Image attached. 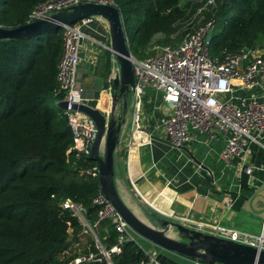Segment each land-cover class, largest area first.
<instances>
[{
  "label": "trees",
  "instance_id": "trees-1",
  "mask_svg": "<svg viewBox=\"0 0 264 264\" xmlns=\"http://www.w3.org/2000/svg\"><path fill=\"white\" fill-rule=\"evenodd\" d=\"M45 1L0 0V27L25 24L33 8ZM109 1L118 10L129 54L141 60L155 34L163 39L152 45L180 43L186 34L179 32L180 24L208 0ZM207 8L201 25L213 24L211 59L264 48V0H213ZM62 33L59 28L28 39L0 41V264H69L77 255L71 244L81 238L90 239L85 253H96L76 217L61 208L65 200L81 207L102 249L117 245L110 264H138L146 257L134 240L118 244L110 222H97L99 208L92 203L99 189L97 177L86 173L96 165L72 149L71 131L51 106L63 95L55 80ZM172 34L174 41L169 39ZM103 56L106 88L111 55L104 50Z\"/></svg>",
  "mask_w": 264,
  "mask_h": 264
},
{
  "label": "built area",
  "instance_id": "built-area-1",
  "mask_svg": "<svg viewBox=\"0 0 264 264\" xmlns=\"http://www.w3.org/2000/svg\"><path fill=\"white\" fill-rule=\"evenodd\" d=\"M85 3L112 5L109 0H46L33 8L26 23ZM206 4L213 6V0H208ZM96 19H83L62 27V51L55 76L59 91L63 94L57 102L66 104L65 110H59V113L71 131L72 149L85 156H88L94 140L95 126L87 116L71 110V106L87 105L84 91L77 83V48L79 41L85 37L82 28ZM212 29V22L206 21L175 46L152 45L143 59L131 58L134 77L132 127L135 133H142L137 112L143 90L150 87L160 93L162 103L167 108V113L160 117L157 124L167 142L181 148L195 141L197 135L211 139L221 135L224 137V147L219 159L227 163L233 157L244 155L247 144H258L264 136V90L253 93L264 84V48L243 49L235 55L213 60L208 56L209 42L205 39ZM103 49L107 50V45ZM250 171L249 166L244 168L245 174L249 175ZM86 173L97 177L96 167ZM92 203L99 208L97 222H110L118 234V244L131 240L127 227L100 189ZM60 206L76 217L82 226V233L90 236L97 250L96 253L77 254L69 264L102 261L110 264L109 257L118 252L117 245L107 251L102 249L92 227L84 220L81 207L69 200ZM189 229L203 233L202 225L198 223ZM208 235L264 251V216L258 235L219 225L213 226ZM145 257L138 264H159L153 252L145 253Z\"/></svg>",
  "mask_w": 264,
  "mask_h": 264
},
{
  "label": "crops",
  "instance_id": "crops-1",
  "mask_svg": "<svg viewBox=\"0 0 264 264\" xmlns=\"http://www.w3.org/2000/svg\"><path fill=\"white\" fill-rule=\"evenodd\" d=\"M103 25L96 19L82 28L85 37L78 44L76 67L87 105L94 102L92 108L106 113L112 92L102 81L103 46L107 45ZM261 89L264 84L253 93ZM166 113L160 93L147 87L137 112L142 133H135L132 124L128 129L123 124L112 163L113 187L121 203L141 223L156 230L167 221L186 228L201 224L205 234L216 225L259 233L264 216V136L258 144H247L244 155L226 163L219 159L224 147L221 135L213 139L197 135L181 148L163 143L167 141L157 124ZM246 166L249 175L244 173ZM129 237L145 253L153 252L159 264H203Z\"/></svg>",
  "mask_w": 264,
  "mask_h": 264
},
{
  "label": "water",
  "instance_id": "water-1",
  "mask_svg": "<svg viewBox=\"0 0 264 264\" xmlns=\"http://www.w3.org/2000/svg\"><path fill=\"white\" fill-rule=\"evenodd\" d=\"M88 18H97L105 23L108 35L107 51L116 63L118 71L117 74L110 75L112 96L107 116L104 115L106 113H101L87 105H73L71 110L84 114L95 126V137L87 158L96 165L98 186L105 199L129 231L155 247L206 264H264V251H258L246 245L222 240L167 221L161 222L162 231L150 228L136 219L118 199L113 187L112 163L113 151L118 143L122 120L114 118L113 106L120 98L122 99V108L125 107L124 98L127 93L133 91L134 77L131 56L116 7L88 3L71 6L51 14L45 19L25 23L15 28L0 27V41L32 38ZM205 39L209 42L211 35H206ZM55 107L58 110H65L66 104L57 102ZM151 139L158 140L157 138ZM163 143L170 145L169 142ZM172 228L186 242H180L168 236Z\"/></svg>",
  "mask_w": 264,
  "mask_h": 264
},
{
  "label": "rangeland",
  "instance_id": "rangeland-1",
  "mask_svg": "<svg viewBox=\"0 0 264 264\" xmlns=\"http://www.w3.org/2000/svg\"><path fill=\"white\" fill-rule=\"evenodd\" d=\"M193 3H196V4L198 3L199 4V1H195ZM204 11H207V12L209 11V9L207 8V4L206 3L202 4L200 7L196 8L194 11H191L189 16H188V18L185 19L184 22L180 24L179 32H185L186 31V34L184 35V37L187 34H189L191 31L195 30L198 26L201 25V21L203 20V16L202 15H203ZM101 30H103V33H105L106 39H107L106 41H108L107 28H106L105 24L103 26H101ZM184 37H182V39ZM161 38L163 39L162 35L155 34L152 37V39L150 40V42L146 45L145 49L142 51V55L144 56L148 52L149 48L151 47L152 43L155 40L161 39ZM175 38H176V34H172V35L169 36V39L171 41H174ZM131 58L138 59V58L133 57V56H131ZM110 62H111V68L110 69H111L112 75L117 74L118 67H117V65L114 62L112 57H110ZM107 88L109 89L107 91L111 92V81H110V84H108ZM124 100H125V107L124 108H122V99L119 98L118 100H116V102H115V104L113 106V111H114L113 115H114V118H120L119 120L120 121L122 120L121 128H122L123 124L126 123L125 127L128 129V128H130V124H132V118H133V113H134V107H133L134 106V98L131 95V93H127L125 95ZM51 106L56 108L55 107V103H52ZM109 110H110V107L108 108L106 114H104V115L107 116ZM121 128H120V131H121ZM120 133L118 135V140H119V137H120ZM139 204H140V207L142 209L143 204H141V203H139ZM162 229L163 228L161 226H159L157 228V230H159V231H162ZM168 229H171V228H168ZM128 233L131 234L133 236V238L135 240H137L138 242H140V243L145 242V243L150 244L149 242L143 240L142 238L138 237L137 235H135L133 232H131L129 230H128ZM171 233L168 236H171L172 239L178 240L180 242H186L185 239L179 233H177V231L174 228H172ZM174 233H175V235H174ZM249 234L255 236V235H258V232L257 233L249 232ZM88 241H90V239H88V240L87 239L86 240L83 239L81 241L72 242L71 245L73 247L74 252L76 254H84L85 251H89L90 249H89Z\"/></svg>",
  "mask_w": 264,
  "mask_h": 264
}]
</instances>
